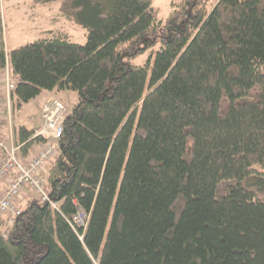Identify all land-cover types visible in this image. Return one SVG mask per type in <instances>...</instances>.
Returning a JSON list of instances; mask_svg holds the SVG:
<instances>
[{
	"label": "trees",
	"instance_id": "16d2710c",
	"mask_svg": "<svg viewBox=\"0 0 264 264\" xmlns=\"http://www.w3.org/2000/svg\"><path fill=\"white\" fill-rule=\"evenodd\" d=\"M32 2L87 34L6 54L0 1L13 109L77 96L48 165L57 209L30 201L6 237L0 216V264H264V0H174L165 21L153 0ZM34 133L15 127L25 156Z\"/></svg>",
	"mask_w": 264,
	"mask_h": 264
},
{
	"label": "built area",
	"instance_id": "2783aa9c",
	"mask_svg": "<svg viewBox=\"0 0 264 264\" xmlns=\"http://www.w3.org/2000/svg\"><path fill=\"white\" fill-rule=\"evenodd\" d=\"M15 88L16 80L12 77L7 62L4 66H0V179L9 180L7 189L0 195V213H8L11 216L7 228L8 225L11 228L21 215L17 203L22 200L21 193L24 190H30L42 203L51 202L57 209V205L46 190L44 171L46 165L58 154L63 123L69 113L68 106L61 101L53 98L47 100L41 110L42 124L34 133V138H42L45 143L27 162H23L18 156L20 146L15 145L11 137L9 139L5 137L2 129L6 126H1L2 120L7 116L11 123L12 93ZM88 220L87 213L77 207L72 223L78 228L86 227ZM2 236L6 237L7 234L4 233Z\"/></svg>",
	"mask_w": 264,
	"mask_h": 264
},
{
	"label": "rangeland",
	"instance_id": "374dc122",
	"mask_svg": "<svg viewBox=\"0 0 264 264\" xmlns=\"http://www.w3.org/2000/svg\"><path fill=\"white\" fill-rule=\"evenodd\" d=\"M2 1H3L2 12H3L4 34L6 36L8 43H9V46L13 47V45H15L16 42L19 43L18 45H24L26 43L34 42V39H36V37H38L37 36L38 34L37 35L34 34V30H36V29L32 28V21L35 22L37 20V16L33 15V11L35 9L42 10L43 8H45V6L44 5H41V6L38 5L37 7H35L32 3V0H21L20 10L17 11V14H16L14 8H12V1L11 0H1V3H2ZM208 1H209L208 2V8H210L209 10H211V8L216 4L217 0H208ZM153 2H154V6L159 9L160 20L165 21L167 19V17L169 16V14L171 13V10H172L171 4H172V2H174V0H153ZM58 7H59L58 2H55L53 5H51V7H49V11L47 12V22H46L47 28L51 29L53 31H57L58 29L61 30L60 27H58V26H60V25L62 26V22H65L67 29L78 32V34L73 33L76 37L71 38V40L73 42H76V43L84 44L86 41V39H85L86 37H84V35L86 34V30L77 26V25H74V24L68 22L66 19H60V21H59L58 19L62 18V17H60V15H59L60 11H59ZM17 28H19V30H17ZM157 49H158V46L156 48H154L153 50L147 51L143 55L136 58L133 61V63L135 65H146L148 62L152 63L153 59L155 57V51ZM69 94H70L71 98H69V100L65 99L64 104H66L68 106V108L70 107L69 108V112H70L71 108H72L71 105H74L77 102V97H76V94L73 92H70ZM57 97H59L61 100H63V96L60 97L57 94ZM54 99H56V98H54ZM39 101H40V97L37 98L35 100V102L32 101L29 105V108L31 106H33V104L34 105L39 104ZM24 110L25 111L19 112V111H15L12 107L11 123L8 121V116H7V118H4L2 120V123H1V126H6L2 130L9 132L10 137L12 138L13 141L15 140V142H16V138H14V131H15V127H16L15 119H16V122H19V121L23 122L24 120H26L28 117V115L26 114V105L24 106ZM17 112H19V113H17ZM35 128L37 129V127H35ZM35 128H34V130H35ZM15 145L19 146L17 143H15ZM42 146L43 145H39L37 150L39 148L41 149ZM18 156L20 159H21V157L25 156L20 151V149H19ZM0 158H1V156H0ZM28 160L29 159H27V161ZM51 161L46 165V170L44 171L45 186H47L48 165L51 163ZM0 181L4 183L3 186L5 188V189H2L0 191V195H2L5 192V190L7 189L9 180L4 178V179H0ZM0 187H2V186H0ZM21 196H22V200L17 203V207L20 210H22V208H24L26 206V204L29 203L30 201L37 200L36 195L33 194L30 190H24L21 193ZM0 216L3 219V221H2V223H3L2 234H4V233L8 234V230L10 229V227L8 225V228H7V224H9V222L11 220V216H9L8 213H6V214L0 213Z\"/></svg>",
	"mask_w": 264,
	"mask_h": 264
},
{
	"label": "crops",
	"instance_id": "0c3cea01",
	"mask_svg": "<svg viewBox=\"0 0 264 264\" xmlns=\"http://www.w3.org/2000/svg\"><path fill=\"white\" fill-rule=\"evenodd\" d=\"M1 1V0H0ZM12 1V8H14V10H15V12H16V14H17V11H19L20 10V5H21V0H11ZM33 3V2H32ZM55 2H53V3H49V4H45L44 6H45V8H43L42 10H37V9H35L34 11H33V15L34 16H37V20L35 21V22H33L32 21V28L33 29H36V30H34V34H38L37 36L38 37H36V39H34V41H36V40H40V39H43L45 36V38H47V37H49V36H59V35H62V36H67L70 40H71V38H74V37H76L74 34H78V32L77 31H73V30H69V29H67L66 28V24H65V22H62V26L60 25V26H58V27H60V29L61 30H57V31H53V30H51V29H48L47 28V12L49 11V7H51V5H53ZM59 3V7H58V9H59V11H60V2H58ZM153 4H154V2H153ZM33 5L35 6V7H37L38 5H35L34 3H33ZM41 6V5H40ZM2 7H3V1H2V3H1V15H2V20H3V12H2ZM47 7V8H46ZM59 15H60V17H62V18H59L58 20L60 21V19H66L60 12H59ZM67 20V19H66ZM68 22H70V23H72L71 21H69V20H67ZM50 22V21H49ZM72 24H74V23H72ZM75 25V24H74ZM3 30H4V23H3ZM17 30H19V28H17ZM74 33V34H73ZM86 34H87V32H86ZM86 34L84 35V37H86ZM86 39V38H85ZM72 41V40H71ZM73 42V41H72ZM86 42V41H85ZM4 43H5V52H6V54H8L9 53V51H11V50H13V49H15V48H17V47H20V46H22V45H18L19 43H15V45H13V47H10L9 46V43H8V41H7V39H6V36H5V34H4ZM76 43V42H75ZM27 44V43H26ZM79 44H82V43H79ZM25 45V44H24ZM46 92V93H45ZM44 93V94H43ZM70 91H64V92H61V93H59V92H56V91H43L37 98H39L40 97V101H39V104H33V106H31L30 108H29V105H30V103L32 102V101H34L35 102V100L37 99H34V100H32L30 103H28V104H26V114L28 115V117H27V119L26 120H24L23 122H16V119H15V123H16V126H18V125H21V126H26V128H28L29 130H32V129H34L35 127H39L41 124H42V119H41V110H42V108H43V106H44V104L47 102V100H49V99H52V98H56V99H59V100H61L59 97H57V94H58V96H60V97H62L63 96V100H61L62 102H64L65 103V99H67V100H69V98H71L70 97ZM77 97V96H76ZM77 103V102H76ZM69 104V103H68ZM75 105V104H74ZM74 105H71L72 107L74 106ZM29 109V110H28ZM22 111H25V110H22ZM17 117V116H16ZM4 129V128H3ZM36 129V128H35ZM2 133L3 134H5V137L6 138H10V136H9V133L7 132V131H3L2 130ZM15 138V137H14ZM14 142H15V140H14ZM16 143V142H15ZM39 145H41V143H37V144H35V147H32V148H30V150L28 151V153H27V155L26 156H24V157H21V160H23V162H26L27 161V159H30L35 153H36V150H37V148H38V146ZM1 156V155H0ZM3 182H1L0 181V186H2V187H0V191L2 190V189H5L4 188V186H3Z\"/></svg>",
	"mask_w": 264,
	"mask_h": 264
},
{
	"label": "bare ground",
	"instance_id": "6f19581e",
	"mask_svg": "<svg viewBox=\"0 0 264 264\" xmlns=\"http://www.w3.org/2000/svg\"><path fill=\"white\" fill-rule=\"evenodd\" d=\"M50 198H51V197H50ZM51 200H52V199H51ZM45 203L50 204V206L53 207L52 204H51V202H45ZM55 204H56V203H55ZM56 205H57V204H56ZM53 208H54V207H53Z\"/></svg>",
	"mask_w": 264,
	"mask_h": 264
}]
</instances>
